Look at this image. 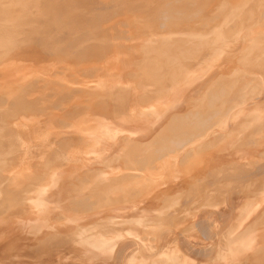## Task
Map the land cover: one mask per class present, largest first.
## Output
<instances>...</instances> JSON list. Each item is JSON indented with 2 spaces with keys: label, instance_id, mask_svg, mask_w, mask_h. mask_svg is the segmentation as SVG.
<instances>
[{
  "label": "bare ground",
  "instance_id": "1",
  "mask_svg": "<svg viewBox=\"0 0 264 264\" xmlns=\"http://www.w3.org/2000/svg\"><path fill=\"white\" fill-rule=\"evenodd\" d=\"M0 264H264V0H0Z\"/></svg>",
  "mask_w": 264,
  "mask_h": 264
}]
</instances>
